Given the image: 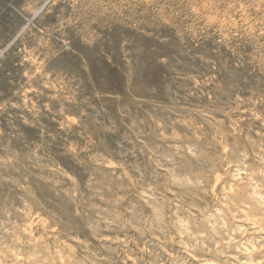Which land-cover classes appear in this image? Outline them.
Here are the masks:
<instances>
[{
  "label": "rangeland",
  "instance_id": "1",
  "mask_svg": "<svg viewBox=\"0 0 264 264\" xmlns=\"http://www.w3.org/2000/svg\"><path fill=\"white\" fill-rule=\"evenodd\" d=\"M0 264H264V0H0Z\"/></svg>",
  "mask_w": 264,
  "mask_h": 264
}]
</instances>
